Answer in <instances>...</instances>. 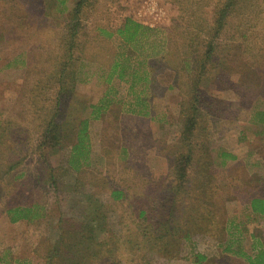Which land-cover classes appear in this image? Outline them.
I'll return each instance as SVG.
<instances>
[{
	"label": "rangeland",
	"instance_id": "1",
	"mask_svg": "<svg viewBox=\"0 0 264 264\" xmlns=\"http://www.w3.org/2000/svg\"><path fill=\"white\" fill-rule=\"evenodd\" d=\"M79 1L0 0V264H248L225 246L264 249L250 210L264 199V0H87L72 39ZM126 19L171 41L147 69L145 117L132 112L143 82L111 76L126 65ZM132 65L143 72V58ZM85 121L91 165L78 174ZM15 208L40 218L13 224Z\"/></svg>",
	"mask_w": 264,
	"mask_h": 264
},
{
	"label": "trees",
	"instance_id": "2",
	"mask_svg": "<svg viewBox=\"0 0 264 264\" xmlns=\"http://www.w3.org/2000/svg\"><path fill=\"white\" fill-rule=\"evenodd\" d=\"M87 0H81L72 10L71 15L73 14L77 21L75 24L71 23L68 27V34H76L78 31L77 29L80 26L79 20L82 16H80L86 6ZM167 32V31H166ZM166 32L162 29H158L149 25L141 24L133 19H126L124 25L117 31V35L121 38L123 44H125L129 50L127 60L125 64L115 63L112 68L111 76L115 77L117 73L119 74L120 80H125V76L127 73H130L131 77L133 78L132 81V88L135 90L136 85L143 81V97L138 95L135 97V103L132 106V112L135 114V111L138 110L139 114L143 112V116H148V100L145 98V94L148 92L147 86L151 88L152 79L150 74L148 73L147 69L152 68V65L156 61H162L166 59L171 54L170 49V38L166 35ZM165 37H164V35ZM107 36L112 37L113 34L107 33ZM70 38V39H71ZM73 39V38H72ZM74 44L72 42L69 44V53H73L74 51ZM162 49V50H161ZM72 56V55H71ZM137 58H143V78L141 77L142 72L138 71V67H134L132 62H134ZM191 57H189L190 59ZM73 61V60H72ZM69 70H64L61 73H57L59 78L65 77L67 78L69 75L72 78L77 79L78 76L68 73ZM150 77V78H149ZM139 78V79H138ZM38 99V98H37ZM66 97L64 96V90L61 91L59 96L56 99V105L54 112L59 113L64 106V101ZM113 100L110 99L108 96L105 97L103 100V108L108 109L109 106L112 104ZM148 102V103H147ZM143 105V107L140 106ZM146 105V107H145ZM93 115V114H92ZM263 115V114H261ZM98 118V117H97ZM53 119V118H52ZM55 121V118L53 119ZM53 121L50 119L49 127L53 128L54 124ZM89 122L85 121L82 123V128L77 132L76 136V143L73 146L68 165L75 173H81L87 167L91 165V144H90V136H89ZM55 144L59 145L61 143V134L56 132L52 138ZM224 159L228 161H236V157L230 154L223 153L222 155ZM227 165V162L222 164L223 167ZM192 164L190 160L186 161H178L176 166L175 172L177 176H185L188 173L189 168H191ZM181 187V186H180ZM123 194L120 192H113L112 197L114 199L119 200L122 199ZM250 210L254 216L264 218V199H254L250 203ZM8 214L11 218V223L16 224L20 221H33L38 217L36 215L34 208H15L8 211ZM234 246L235 242L233 240L229 241L225 246V253L227 254H234L235 256H239L245 259L248 264H264V249H260L257 251V248H254V255H247L245 253L236 252L234 253ZM52 255H49L51 258ZM201 261H204L205 257H200ZM15 264H29L27 261H14Z\"/></svg>",
	"mask_w": 264,
	"mask_h": 264
},
{
	"label": "crops",
	"instance_id": "3",
	"mask_svg": "<svg viewBox=\"0 0 264 264\" xmlns=\"http://www.w3.org/2000/svg\"><path fill=\"white\" fill-rule=\"evenodd\" d=\"M141 77L143 78V72H142V75H141ZM143 82V81H142ZM140 83V82H139ZM144 83V82H143ZM148 103V102H147ZM140 106L141 107H143V105L142 104H140ZM145 107H146V105H145Z\"/></svg>",
	"mask_w": 264,
	"mask_h": 264
}]
</instances>
